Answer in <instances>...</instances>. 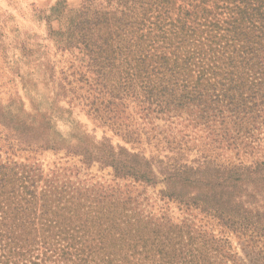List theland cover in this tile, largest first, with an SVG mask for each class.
I'll return each mask as SVG.
<instances>
[{
	"label": "trees",
	"instance_id": "1",
	"mask_svg": "<svg viewBox=\"0 0 264 264\" xmlns=\"http://www.w3.org/2000/svg\"><path fill=\"white\" fill-rule=\"evenodd\" d=\"M42 21L69 62L38 46L0 98V264H235L210 221L264 238V0H58ZM61 103L124 145L62 138Z\"/></svg>",
	"mask_w": 264,
	"mask_h": 264
},
{
	"label": "rangeland",
	"instance_id": "2",
	"mask_svg": "<svg viewBox=\"0 0 264 264\" xmlns=\"http://www.w3.org/2000/svg\"><path fill=\"white\" fill-rule=\"evenodd\" d=\"M58 0H0V98L7 100L8 97L18 90L19 94H23L26 89L21 91L20 77L28 75L32 71L23 63L31 60V51H34L40 46V53L50 51L54 53V60L56 61V71H65L69 58L66 54L54 52L51 43L47 40L46 28L42 21V16L47 10L52 7ZM69 6H75L80 0H65ZM51 47V48H50ZM20 48H25V51H20ZM48 48H50L48 50ZM35 57V55H34ZM40 57H43L40 55ZM18 64V68L15 66ZM30 67V66H29ZM31 86V87H30ZM28 88V87H27ZM32 88V85H29ZM39 99L44 100L47 90L39 87L38 93H28ZM44 102V101H42ZM62 107L69 109L66 103H61ZM73 108L70 114H64L61 118L54 119V130L64 139H70L72 132H74L75 125L97 139L108 137L111 142L124 145L121 139L112 132L101 128L97 123L92 121L82 111L81 107L72 104ZM260 150L254 158H264V141L260 143ZM128 148L130 145H125ZM133 148L142 150V141L138 145H133ZM62 155V154H61ZM27 154L18 153L19 159H25ZM33 157V156H32ZM43 164L50 163L56 158L47 153L44 155L34 156ZM31 158V156H30ZM93 172H96L93 169ZM107 170L102 174L106 175ZM150 190V192H156ZM170 215L174 221L180 218V212L170 206ZM182 217V216H181ZM208 229L213 234L223 236L227 242L231 254L235 257V264H260L264 259V238L258 237L254 241H248L240 235L230 233L228 231L219 229L214 222L209 223Z\"/></svg>",
	"mask_w": 264,
	"mask_h": 264
}]
</instances>
